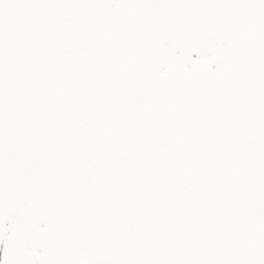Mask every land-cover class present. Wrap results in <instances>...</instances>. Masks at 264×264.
<instances>
[{
  "label": "snow or ice",
  "instance_id": "1",
  "mask_svg": "<svg viewBox=\"0 0 264 264\" xmlns=\"http://www.w3.org/2000/svg\"><path fill=\"white\" fill-rule=\"evenodd\" d=\"M0 264H264V0H0Z\"/></svg>",
  "mask_w": 264,
  "mask_h": 264
}]
</instances>
